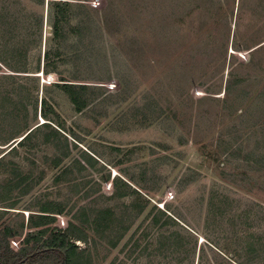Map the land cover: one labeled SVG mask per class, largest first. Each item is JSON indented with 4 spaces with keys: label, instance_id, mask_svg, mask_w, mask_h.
Returning a JSON list of instances; mask_svg holds the SVG:
<instances>
[{
    "label": "rangeland",
    "instance_id": "obj_1",
    "mask_svg": "<svg viewBox=\"0 0 264 264\" xmlns=\"http://www.w3.org/2000/svg\"><path fill=\"white\" fill-rule=\"evenodd\" d=\"M69 1L56 37L63 0H0V230L111 208L114 232L75 241L92 264H264V0Z\"/></svg>",
    "mask_w": 264,
    "mask_h": 264
},
{
    "label": "trees",
    "instance_id": "obj_2",
    "mask_svg": "<svg viewBox=\"0 0 264 264\" xmlns=\"http://www.w3.org/2000/svg\"><path fill=\"white\" fill-rule=\"evenodd\" d=\"M55 8L57 18L53 25V30L54 35L59 37L64 29L63 24H68L65 21L71 8V2L69 0H63L61 3H55ZM45 63L47 71H50L49 68L52 67L50 52L45 54ZM62 81L64 82V80ZM57 86L63 90L67 96H69V99L77 113H82L88 107V100L85 97L87 88L85 86L72 84H62ZM45 105H47V101H43L42 103V116L44 120L50 121L49 115L45 110ZM44 125L45 127L53 128L51 124L45 123ZM35 130L29 132L19 145L22 146L24 141L29 139L30 135ZM53 131L55 136L60 134L58 130L53 129ZM14 149L15 148H13L12 151H14ZM3 165L5 166L2 158L0 159V166ZM56 166L59 167V164L56 163ZM66 173L68 172L66 171ZM25 180L26 179L22 180L16 185L20 186ZM11 181L12 180H10V184ZM114 184V186L117 187V192L114 196L118 198L122 199L125 197L135 196L142 197L140 192L133 189L129 184L120 178L117 180L115 179ZM11 188L12 187L8 186L6 190H10L11 192ZM136 201L137 204H135L134 207L136 206L138 210L137 215H140L146 208L145 205L148 204L147 202L146 204H141L139 203V200ZM82 210V225L68 223L66 229H60L57 227L53 228V225L57 221L56 215L62 214L64 212V207L60 204L51 202L45 203L41 206V214L33 215L29 218L30 225L27 228V233L24 234L23 224L20 228L21 232L16 231L9 226H5V228L0 230V264H92L93 258L91 252L88 249H79V247L75 244V241H82L87 244V230H94L95 232H99L101 234L108 233L109 231L114 232V211L111 208L97 212L90 211L93 215L90 216L87 208L84 207ZM1 219L2 217L0 214V222ZM124 222L122 220H116V225H119V228L117 229L119 234L111 241L113 247L118 244V242L123 238V235L130 229L126 226V223L124 224ZM155 223H159L157 218H155ZM18 236H20V238L24 237V247L15 251L11 248L10 243L13 239L18 238ZM249 250L254 252L252 246Z\"/></svg>",
    "mask_w": 264,
    "mask_h": 264
}]
</instances>
